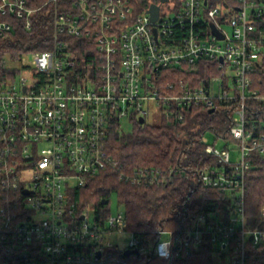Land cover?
<instances>
[{
    "label": "built area",
    "instance_id": "obj_1",
    "mask_svg": "<svg viewBox=\"0 0 264 264\" xmlns=\"http://www.w3.org/2000/svg\"><path fill=\"white\" fill-rule=\"evenodd\" d=\"M153 4L159 6L155 20ZM47 5L53 16L52 47L34 52L30 62L21 58L19 71L28 75L20 81L0 83V172L3 184L25 199L24 213L17 205L2 210L0 256L6 247L18 251L12 259L26 264L33 255V264H130L126 251L140 255L148 246L126 228L125 212H109L103 219L71 196L89 178L117 167L107 149L111 125L126 116L146 119L152 109L182 121L192 108L216 110L228 101L233 103L229 134L238 148L221 149L204 138L206 152L219 165L204 167L199 177L206 187L235 191L229 220L200 214L176 251L174 231L161 228L151 250L163 260L173 252L180 258L208 235L219 248V264H247L248 242L264 243V227H247L244 204L250 157L262 146L247 127V100L261 97L248 89L250 74L264 56V28L256 24L264 15V0L227 5L209 0H46L40 6L0 0V37H8L19 20L31 29L32 18ZM80 36L96 48L87 54L88 70H81L72 50L71 37ZM202 63L216 66L219 73L209 78L193 73L177 81L171 77L176 66ZM155 172L140 176L157 179ZM262 218L264 222V207ZM114 233L131 234L125 248L112 241ZM8 238L12 243L4 245ZM3 264L12 263L5 259Z\"/></svg>",
    "mask_w": 264,
    "mask_h": 264
},
{
    "label": "trees",
    "instance_id": "obj_2",
    "mask_svg": "<svg viewBox=\"0 0 264 264\" xmlns=\"http://www.w3.org/2000/svg\"><path fill=\"white\" fill-rule=\"evenodd\" d=\"M32 6H40L46 0H28ZM233 0H209L210 3L228 4ZM146 4L147 0H141ZM256 24L264 28V15ZM53 16L50 6L41 8L32 18V27L27 29L24 20L16 21L8 37H0V83L15 77L21 65V58L26 53L46 50L53 45ZM72 50L78 56L81 70H88V52L94 53V43L87 44L85 38L71 37ZM88 57V58H87ZM216 64V63H215ZM198 66L199 71L193 69ZM193 73L209 78L219 73V69L206 63L191 66H176L172 79L194 77ZM256 91L260 98L247 100L248 129L254 131V137L261 140L262 146L251 154V165L245 178V210L247 227L263 228L262 208L264 207V56L250 74L248 93ZM233 103L220 102L216 110L192 108L186 119L162 117L159 123H151L146 117L141 123L132 117L134 128L123 132L121 123L111 125L107 138V149L117 161V167L97 173L87 182L74 189L73 201L80 206H90L98 217L106 218L109 213L111 197L116 195L125 212L126 228L139 235L148 246L147 252L140 255L125 256L130 264H219L216 252L219 251L208 235L204 236L200 246L190 245V253L184 252L178 258L172 256L163 260L152 253V246L158 240L156 233L161 228L173 230L177 250L184 231L190 229L200 214L213 216L227 222L231 216L235 200L231 192L204 186L199 177L201 169L208 165H219L213 155L206 152L203 140L208 133H213L214 144L218 139H232L229 128L232 125L229 110ZM159 175L141 178V172ZM106 199L107 203L102 201ZM24 194L14 192L3 184L0 172V229L4 221L2 210H13L17 205L24 213ZM237 236L233 239L235 243ZM11 238L3 244L10 245ZM11 248V246H8ZM247 264H264V243L253 245L248 242ZM3 248L0 264L9 259L12 264H26L23 259H12L18 251L12 248L8 252ZM29 252V251H28ZM31 254V253H30ZM29 254V256H30ZM36 255L29 258L27 264L36 263ZM135 256V259L131 257Z\"/></svg>",
    "mask_w": 264,
    "mask_h": 264
},
{
    "label": "rangeland",
    "instance_id": "obj_3",
    "mask_svg": "<svg viewBox=\"0 0 264 264\" xmlns=\"http://www.w3.org/2000/svg\"><path fill=\"white\" fill-rule=\"evenodd\" d=\"M226 28L228 31H231V28L229 25H226ZM24 56L30 62L33 58V53H26ZM26 75H28V74L24 73V72L22 73L21 71H17L15 77H12V78L16 81H20L21 77L26 76ZM146 107H150L152 109V107L149 105H146ZM150 111H152V112H151V114L148 115L149 121L151 123H155V124L159 123L160 119L162 118L161 112L159 110H155V109H152ZM133 128H134V123L130 117L126 116V117L122 118L121 130L123 132H131L133 130ZM206 138L210 143H214V141H215V137H214L213 133H208L206 135ZM46 144L47 143H42L41 147L46 146ZM215 145L221 149L224 148L225 146H227L228 148L231 149V151H233L236 148H238V141L232 140V139H222L221 138V139H218L216 141ZM108 207H109V212L112 215H117L119 212L124 211L123 205H121L119 203L116 195H113L111 197V200H110ZM38 218L39 219L43 218V216H40ZM111 238H112L113 242L120 244L121 248H125L131 239V234L130 233H120V234L114 233ZM131 258L135 259L136 257L133 256Z\"/></svg>",
    "mask_w": 264,
    "mask_h": 264
},
{
    "label": "water",
    "instance_id": "obj_4",
    "mask_svg": "<svg viewBox=\"0 0 264 264\" xmlns=\"http://www.w3.org/2000/svg\"><path fill=\"white\" fill-rule=\"evenodd\" d=\"M150 13L152 14V17H153V19L155 20V19L158 17V15H159V6L153 4V5L151 6ZM214 31H215V32H218L216 28H214ZM213 111H214V109H210V112H213ZM139 120H140L141 123H144V122H145V118H144V117H141ZM102 203H103V204H106V203H107V200L104 199V200L102 201ZM252 238H253V237L251 236L250 239H252ZM132 253H136V254H138V252L135 251V250H128V251H126L125 254H126L127 256H129V255H131Z\"/></svg>",
    "mask_w": 264,
    "mask_h": 264
},
{
    "label": "clouds",
    "instance_id": "obj_5",
    "mask_svg": "<svg viewBox=\"0 0 264 264\" xmlns=\"http://www.w3.org/2000/svg\"><path fill=\"white\" fill-rule=\"evenodd\" d=\"M157 254H159V247L157 248ZM164 258H166V257H164Z\"/></svg>",
    "mask_w": 264,
    "mask_h": 264
}]
</instances>
